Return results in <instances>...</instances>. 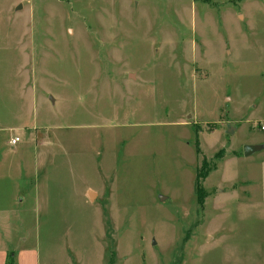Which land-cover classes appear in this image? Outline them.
<instances>
[{
  "label": "rangeland",
  "instance_id": "1",
  "mask_svg": "<svg viewBox=\"0 0 264 264\" xmlns=\"http://www.w3.org/2000/svg\"><path fill=\"white\" fill-rule=\"evenodd\" d=\"M260 126L264 0H0V264H264Z\"/></svg>",
  "mask_w": 264,
  "mask_h": 264
},
{
  "label": "crops",
  "instance_id": "2",
  "mask_svg": "<svg viewBox=\"0 0 264 264\" xmlns=\"http://www.w3.org/2000/svg\"><path fill=\"white\" fill-rule=\"evenodd\" d=\"M260 127L262 128V126ZM9 256L12 258L13 264H41L39 253L38 251H36L35 247L28 248L26 245L21 244L19 248L16 250H12L8 248L7 253L6 252L2 253V263L1 264H9Z\"/></svg>",
  "mask_w": 264,
  "mask_h": 264
},
{
  "label": "trees",
  "instance_id": "3",
  "mask_svg": "<svg viewBox=\"0 0 264 264\" xmlns=\"http://www.w3.org/2000/svg\"><path fill=\"white\" fill-rule=\"evenodd\" d=\"M207 174H204L202 176H200L202 179H204V177H206ZM198 199H199V203H204L205 201V194H204V191L201 190V192L199 193V196H198ZM9 264H13V260L12 259H9Z\"/></svg>",
  "mask_w": 264,
  "mask_h": 264
},
{
  "label": "water",
  "instance_id": "4",
  "mask_svg": "<svg viewBox=\"0 0 264 264\" xmlns=\"http://www.w3.org/2000/svg\"><path fill=\"white\" fill-rule=\"evenodd\" d=\"M260 147L259 146H247L245 147V155L249 156L251 155L253 152L259 150Z\"/></svg>",
  "mask_w": 264,
  "mask_h": 264
},
{
  "label": "built area",
  "instance_id": "5",
  "mask_svg": "<svg viewBox=\"0 0 264 264\" xmlns=\"http://www.w3.org/2000/svg\"><path fill=\"white\" fill-rule=\"evenodd\" d=\"M261 129L264 130V126H262ZM19 142H20V138L15 137V138H13V139L11 140V145H12V146H16Z\"/></svg>",
  "mask_w": 264,
  "mask_h": 264
}]
</instances>
